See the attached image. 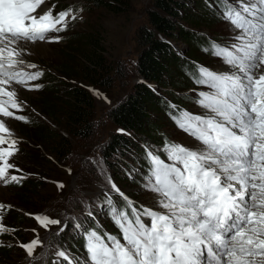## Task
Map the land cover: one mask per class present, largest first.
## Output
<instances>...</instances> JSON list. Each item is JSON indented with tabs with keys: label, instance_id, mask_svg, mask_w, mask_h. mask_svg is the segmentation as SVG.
<instances>
[{
	"label": "snow or ice",
	"instance_id": "1",
	"mask_svg": "<svg viewBox=\"0 0 264 264\" xmlns=\"http://www.w3.org/2000/svg\"><path fill=\"white\" fill-rule=\"evenodd\" d=\"M209 6L220 9L216 15L229 24L232 35L227 45L210 40L203 51L220 58L224 68L196 63V74H187L207 89L192 90L200 114L169 113L195 143L188 147L165 139L158 151L168 162L145 145L143 187L153 193L151 206L137 207L109 180L124 201L118 205L107 199L120 238L84 229L89 264H264V0H218ZM77 18L71 7L53 16L46 0H0V117L28 122L10 110L23 111L26 103L13 85L29 91L42 87L30 83L44 73L30 71L38 66L24 59L26 45L59 42V35L49 34L67 30ZM11 136L0 119V182L5 185L23 179L9 175L16 167L9 159L18 151ZM6 207L11 206L0 204ZM35 220L45 229L60 226L57 234L66 228L47 215ZM3 231L9 229L0 224ZM38 246V236L19 245L34 260L41 259L34 257ZM55 256L52 264H79L67 250L58 249Z\"/></svg>",
	"mask_w": 264,
	"mask_h": 264
},
{
	"label": "trees",
	"instance_id": "2",
	"mask_svg": "<svg viewBox=\"0 0 264 264\" xmlns=\"http://www.w3.org/2000/svg\"><path fill=\"white\" fill-rule=\"evenodd\" d=\"M86 1L91 3L90 7L98 6L114 14L128 13L133 7L132 0ZM217 3L218 0H150L144 7V23L136 29L135 51L115 59L111 58V53L106 47V37L102 29L94 31L93 27L89 26L75 33L73 41H67L69 47L63 52L64 60L58 66L59 75L51 71H43L49 82L43 84V89L36 99L39 109L54 121L55 127L45 123L22 121L17 123L21 133L24 132L26 137L25 139L21 136L22 140L18 141L25 155L24 163L28 164L26 166L29 170L38 166L43 170L42 175L30 176L25 171H18L16 173L23 179L19 183L12 184L14 188H18L15 193V198L20 203L18 205L30 209L32 213L41 212L43 208L38 210L39 205L35 204L37 199H40L42 206L50 203V199H57L61 203V217L55 215L53 218L61 220L66 228L57 234L60 226H50L53 232H47L42 236L46 253L40 255V260H31L25 255L27 261L17 262L16 259L9 258L12 253L10 247L0 246V255H3L6 264H52L54 252L58 249L78 253L80 248L85 247L86 241L84 232H79L74 221L79 222L84 229L99 230L100 226L94 219L87 217L86 213L92 212L98 215V209L103 204L107 205V202H104L94 203L91 206L89 201L100 197L107 199L110 197L116 204H124L119 194H108L106 191L92 196L82 192L79 198L72 195L73 192H65L62 188L55 192L53 195L55 198H52L49 194L39 195L38 189L52 181V178L48 176L57 172L54 167L65 165L69 157L75 155L77 141L80 142L79 146L89 148L79 157H74L75 160L77 163L82 161L88 165L91 169L88 176H100L95 179V182L103 188L106 187L104 183L109 180L119 185L115 176H119L120 169H123L127 179L132 181L147 173L145 145L153 151L156 150L157 146L165 143V139L171 140L164 133L163 126L177 125L173 119L169 118L164 122L162 114L178 115L177 111L180 109L186 110L184 100L190 101V97L185 95L179 97L174 91H169L168 98L159 95V89H164L166 86L165 72L171 66L177 70L179 75L174 84L183 86L179 89H187L190 85L197 86L187 73L191 72L195 75V64L202 65L200 56L196 52L202 49L200 44L208 39H202L201 37L206 34L190 26L202 23L204 27L211 28L213 22L221 19L216 15V11L220 9L213 10L209 6ZM220 7L222 8L223 5L221 4ZM179 19L186 20L190 26L180 23ZM177 40L189 47L184 55L173 46ZM121 64L124 68L120 66ZM117 79L123 86L131 84L130 90L127 87L124 88V91L105 111L104 117L99 119V113L95 110V99L89 87L109 89ZM170 103L176 104L177 109H172L169 106ZM153 112L160 114L159 122L155 124L154 121L152 122ZM107 124L113 125L118 130L123 129V132L116 130L101 139V129ZM92 140L93 143H91ZM22 143H27L28 146L24 145L23 148ZM44 152L51 155L52 160ZM159 152L156 150V154ZM43 163L56 165L53 169L46 171L40 167ZM70 169L72 172L78 170L75 166ZM134 169L136 170L133 178L131 171ZM75 196L79 198V202L72 203L71 200ZM13 211H15L14 208L8 209L4 221L14 228L15 224L31 218L21 210H16L14 213ZM108 213L109 207L106 210L109 218ZM7 234L9 235V232Z\"/></svg>",
	"mask_w": 264,
	"mask_h": 264
},
{
	"label": "rangeland",
	"instance_id": "3",
	"mask_svg": "<svg viewBox=\"0 0 264 264\" xmlns=\"http://www.w3.org/2000/svg\"><path fill=\"white\" fill-rule=\"evenodd\" d=\"M150 0H132L133 7L132 10H129L128 13H119V14H114L112 12H107L106 10L100 9L98 6L97 7H90L91 3L86 0H46L49 8H52V14L55 16L57 12L67 10L70 8V6H65V5H74V4H79V9H83L82 5L84 7L82 12H78V18L75 21H70L68 24V30L63 31V35H59L58 33H50L49 35H59L61 37L59 42H40L37 41L36 43H31L33 44V48L29 50L28 45H26L28 52L25 54L24 59L27 61L34 63L38 66V69H31L30 71H36V70H42V71H51L53 74L59 75V69L58 66L59 64L64 60V55L63 52L67 49L68 43L67 41H73V36H75V33H79L86 28L93 27V30L95 31L96 29H102L103 34L106 37V47L109 49L111 53V58L115 59L118 56H123L127 55L131 52H134V38L136 34V29L144 23V7L148 5ZM63 3V4H62ZM93 4V3H92ZM192 5L191 3H189ZM54 6V7H53ZM82 17V18H81ZM180 23H184L186 26H190L189 23L186 20L179 19ZM192 29H198V31L203 35L201 38L202 39H208L205 41L202 45V49H199V52H196L198 56H200V62L202 66H206L210 69L216 70L218 68H224V65L222 64V61L220 58H216L212 55L211 51L205 52L203 51L204 48H209L210 47V39L215 40L218 44L220 45H227L229 43V37L232 35V33L229 31V24L225 22L222 18L220 20H216L213 22V26L211 28H206L202 25H196V26H190ZM88 30V29H87ZM207 36V37H206ZM210 38V39H209ZM64 39V40H63ZM204 41V40H203ZM67 43V44H66ZM173 46L179 51L181 54H185L188 50L189 47L182 41H176L174 42ZM133 49V51L131 50ZM127 51V52H126ZM197 51V50H196ZM122 68V64L120 65ZM119 72V70H118ZM166 77H165V82L166 86L164 89H159L158 93L162 97H169L170 92L169 91H174L175 93L177 92L179 97L182 95L190 97V101L184 100V103L186 104V110L189 111L190 113L194 114H200L201 109L197 107L195 103H193V98L196 96V92L192 91L193 89H196V91H200L204 86H192L190 85L187 89H179L180 87H183L181 85H176L174 84L177 76L179 73H177V70L174 67H170L169 69L166 70L165 72ZM131 81V79H129ZM48 83L49 79L46 78L44 75L37 81L30 82L31 84H41L42 87L38 90H27V88H22L19 85H13L17 89L18 96L20 99L25 101V106L23 108V111L11 109L14 111L15 115H25L28 117V122L32 123H45L51 127L54 126V121L46 116L38 107L36 99L39 96V93H41V90L43 89V84ZM131 84H127L125 86L122 85L121 81L119 79L115 80L114 83L112 84V87L109 89H98L95 87H89L91 94L93 95L95 99V110H97L98 117L99 119H102L104 117L105 111L110 107V105L119 97V95L124 91V88H128L130 90ZM19 87V88H18ZM126 90V89H125ZM205 90H207L205 88ZM99 93V95H97ZM106 97V99H105ZM179 112V111H177ZM23 113V114H22ZM158 112H153L152 114V122L154 121L155 123H158V117H159ZM164 122L168 121L171 119L170 115H164ZM2 118V117H1ZM169 118V119H168ZM5 120L6 127L10 129V132L12 133V136L10 139L14 138L17 139V141L22 140L23 136L25 139L26 137L24 136V132L21 133V129L18 127L17 123L18 120H15L14 118H2ZM118 130L116 127L113 125L107 124L106 126H103L101 129V139H104V137H107L109 133L114 132ZM163 131L166 135L171 138L169 141L170 143L175 142L179 143L188 147H191L195 142L192 137H190L186 132H184L182 129H180L178 126L172 127L169 125L163 126ZM7 136V134H5ZM77 147L75 155H71L69 159L66 161L65 165H60L54 167L56 164L52 163H47L46 165L43 163L42 169L51 170L53 167L57 170L56 173H52L51 176H48L52 178L51 182H47L44 187L38 189L39 195H51L52 198H55L53 195L55 192L60 191L62 188L65 189V192H73L72 195H76L77 197H81L82 194H86L88 196H92L95 193H100L102 191H106L109 194L116 195L118 194L114 190L111 189V185L109 181H106L104 184L106 185L105 188L99 186L96 182L95 179L100 178V176L97 177H90L88 176L90 172V168L88 165H86L82 161L78 162L75 160L74 157H79L80 154L84 153L85 151H88V146L85 148L82 146H79L78 144L80 143L79 141L76 142ZM93 143V140L91 141ZM90 143V144H91ZM24 145L28 146L27 143H22V146L24 148ZM7 146V145H5ZM18 151L14 150V155L9 159L10 163H13L16 167L13 169L9 170V175H16L18 176V171L16 169H20L21 171H25L26 173H29L28 175L30 176H38L40 177L42 175V171L38 166L34 168L33 170L27 169L28 164L24 163V158L25 155L21 151V143L18 142L17 146ZM162 146H158L156 150L161 148ZM42 148V147H41ZM156 150L154 152L156 153ZM43 152V150H41ZM46 156L51 158L52 156L49 155L48 153H45ZM160 155H163L162 159H165L166 162L167 158L166 155L163 152H159ZM135 164V163H134ZM73 166L77 167L78 170L75 172H72L70 168ZM135 166V165H134ZM44 170V171H45ZM135 170L131 171V176L134 178ZM112 172V171H111ZM44 177V176H43ZM144 177V175H143ZM143 177L136 178L135 180H129L127 179L126 175L124 174L123 169L119 170V176H115V179L117 180V183L119 185H116L121 192L126 194L129 198H131L134 202H136V206L139 207V205H145V206H151L153 205V200L152 196L153 193L150 191L145 190L143 187ZM50 181V180H48ZM131 182V183H130ZM58 184H63V187L60 188L58 187ZM100 187V188H99ZM18 190V188H14L13 186H9L8 184L5 185L3 182H0V204H4L6 206H11V207H6L4 209H0V224H2L6 229H9V231H3L0 232V243H4L8 247H10L11 252L9 255L10 259H16L17 262H25L27 261L25 258L26 252L24 249L19 247L21 243H28L32 239L39 237L42 242V236L47 233L53 232L51 230L50 226L48 229H45L44 227H41L39 223L35 220L36 215H47L50 218H53L55 215L58 216L59 218L61 217L60 214V202L57 199H50V203L46 206L40 205L41 202L39 201L40 199H37L36 205H39L41 212H36L32 213L28 208H23L21 207L17 199L15 198V193ZM73 197V200L71 202L73 203L74 201L79 202V198ZM38 198V196H36ZM92 198V197H90ZM107 198L100 197L99 199H92L89 201V204L91 206L94 205V203H104L107 202ZM43 200V199H42ZM56 200V201H55ZM54 201V202H53ZM91 202V203H90ZM81 203V202H80ZM79 203V204H80ZM14 208V210H21L23 213L30 215L31 218L26 220L25 222H19L15 224V228L12 225H7V223L4 221L5 213L8 211V209ZM108 206L106 204H103L102 207L98 209V215H91L89 216L88 213H86L87 217H90L97 222V224L100 226V231L103 232V228L105 226L108 228V232L112 234L111 232H114L113 234H117L118 238H120V233L119 229L114 225V222L108 218V216L105 214ZM13 211V213L15 212ZM32 213V214H31ZM75 225L79 222L74 221ZM35 229V231H33ZM79 231H83V227L78 229ZM99 231L98 229H96ZM9 232V235L7 234ZM100 232V233H101ZM98 232V234H100ZM101 235V234H100ZM106 240V237H104ZM121 242L123 243V240L121 239ZM53 248V247H52ZM45 247L44 244L42 243V246H38L35 250L34 257L35 256H40L41 254H45L44 252ZM68 255L72 258H79L82 260L79 262V264H89L88 261V253L86 249L80 248L78 253H69L67 251ZM29 258V257H28ZM34 258H31L33 260ZM56 256H54L53 260H56ZM32 262V261H31ZM0 264H6L5 259L3 255H0ZM66 264V262H65Z\"/></svg>",
	"mask_w": 264,
	"mask_h": 264
},
{
	"label": "bare ground",
	"instance_id": "4",
	"mask_svg": "<svg viewBox=\"0 0 264 264\" xmlns=\"http://www.w3.org/2000/svg\"><path fill=\"white\" fill-rule=\"evenodd\" d=\"M27 45H28V47H29V50H31V49L33 48V47H32V46H33V44H31V43H28ZM220 68H221V67H220ZM14 88H15V87H14ZM18 88H19V87H18ZM15 89H16V88H15ZM16 90H17V89H16ZM10 110H11V109H10ZM2 118H3V117H2ZM2 118L0 117V119H2Z\"/></svg>",
	"mask_w": 264,
	"mask_h": 264
}]
</instances>
